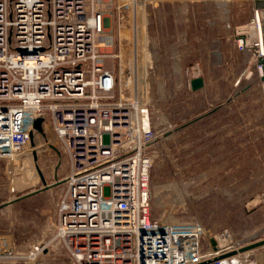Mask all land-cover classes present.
I'll list each match as a JSON object with an SVG mask.
<instances>
[{"label":"built area","instance_id":"2783aa9c","mask_svg":"<svg viewBox=\"0 0 264 264\" xmlns=\"http://www.w3.org/2000/svg\"><path fill=\"white\" fill-rule=\"evenodd\" d=\"M102 6L103 0H0V160L23 151L40 118L69 164L54 234L29 255L57 242L72 264H254L245 253L216 259L237 249L207 236L200 224L151 219L156 130L149 107L121 92ZM262 24L253 11L250 23L235 30L237 48L249 53L259 77ZM14 258V236L0 233V261Z\"/></svg>","mask_w":264,"mask_h":264},{"label":"rangeland","instance_id":"374dc122","mask_svg":"<svg viewBox=\"0 0 264 264\" xmlns=\"http://www.w3.org/2000/svg\"><path fill=\"white\" fill-rule=\"evenodd\" d=\"M201 1L141 0L139 9L135 0H113L110 25L116 40L110 52L119 58L113 67L108 60L106 67L114 69L123 96L141 100L151 112L156 130L148 176L151 219L200 224L222 246L238 249L264 239V87L254 62L237 48L236 19L229 20L230 6L220 0H211L218 5L213 40H233L235 51L210 66L208 91L194 94L190 89L199 69L195 77L192 71L177 75L169 51L175 50L176 40H202L193 38V14L188 11ZM121 4L126 8L120 12ZM108 10L101 8L103 15ZM226 18L231 32L223 28ZM248 27L252 37V25ZM154 40L172 44L164 48ZM33 135L13 160H0V233L12 234L16 244V258L8 264H72L57 242L38 256L29 255L33 246L54 234L69 170L48 124ZM35 191L42 193L34 206L9 204ZM244 255L264 264V246Z\"/></svg>","mask_w":264,"mask_h":264},{"label":"crops","instance_id":"0c3cea01","mask_svg":"<svg viewBox=\"0 0 264 264\" xmlns=\"http://www.w3.org/2000/svg\"><path fill=\"white\" fill-rule=\"evenodd\" d=\"M251 0H231L229 3L230 10L229 13L231 16L229 20L235 22L232 23L234 28L239 26H247L250 22V19L253 16V10L250 5ZM113 0H103V8L107 9L109 6V15H103L104 17V31L113 36V40H116L115 34L111 28L110 22L113 20L112 8ZM188 8V7H187ZM217 4H213L211 0H202L198 4H193L188 8L192 15V20L194 24V33L193 38H201L202 40H176L175 50L169 51L171 60L177 62V75L184 76L185 74H190L193 68L200 70L199 77L203 79V87L197 91H192V93L197 94L202 91H208L210 84H207V77L210 75V66H215L218 60L226 59V55H229L233 52L234 44L233 40H213L215 37L217 18ZM191 9V10H190ZM234 13V15H233ZM263 16L264 23V12H260ZM228 18L225 19V24L223 23V28H227L230 32L231 29ZM198 28V34H197ZM199 35V36H198ZM249 36V35H248ZM208 39V40H205ZM157 45L165 48L167 44L168 47H171V40H154ZM224 54V57L222 56ZM246 58L251 57L248 52H244ZM222 56V57H221ZM196 78V77H195ZM192 80V79H191ZM264 87V84H262ZM190 86V85H189ZM222 104L218 106L221 108ZM42 192H37L28 197H23L14 202V206L17 208L24 207L29 208L34 206L36 203L40 202ZM55 222H56V213H55ZM9 261H0V264H8Z\"/></svg>","mask_w":264,"mask_h":264},{"label":"water","instance_id":"95a60500","mask_svg":"<svg viewBox=\"0 0 264 264\" xmlns=\"http://www.w3.org/2000/svg\"><path fill=\"white\" fill-rule=\"evenodd\" d=\"M251 7H252V10L253 11H258L259 13L260 12H264V0H251ZM137 5L139 6V9H140V5H141V0H137ZM260 32H261V40H262V45H263V54H264V23L261 25L260 27ZM139 44H140V54H141V40H139ZM140 61L141 63L143 64L144 66V70H145V74L148 75V71L146 70V67L142 61V56H140ZM256 65L260 66L261 68V76L259 77L260 81L262 83H264V56L259 58L256 62ZM189 85H190V89L192 91H197L199 89H201L203 87V79L200 78V77H196V78H193L192 80H190L189 82ZM33 128L36 132H42V120L40 118L36 119L33 123ZM43 183V186L44 188L43 189H48V185H46V183L44 181H42ZM38 191H35L33 193H30V194H26L22 197H19L18 199L20 198H23V197H28L32 194H35L37 193ZM18 199L12 201V202H9V204H12L14 202H16ZM210 244L212 246V249L214 251H218V245L216 243V241L214 239H211L210 240ZM264 246V239L262 240H259L257 242H254V243H251V244H248L246 246H243V247H240L238 248L237 250H232L226 254H223L219 257H217L216 259H222V258H225V257H229V256H233V255H236V254H244V253H248L254 249H257V248H260V247H263ZM199 264H205V262H201Z\"/></svg>","mask_w":264,"mask_h":264},{"label":"bare ground","instance_id":"6f19581e","mask_svg":"<svg viewBox=\"0 0 264 264\" xmlns=\"http://www.w3.org/2000/svg\"><path fill=\"white\" fill-rule=\"evenodd\" d=\"M250 31H252V29H250ZM34 136V135H33ZM33 136H32V138H33Z\"/></svg>","mask_w":264,"mask_h":264}]
</instances>
